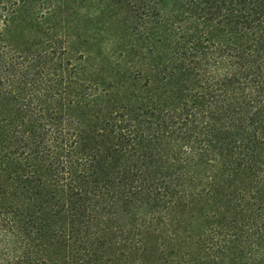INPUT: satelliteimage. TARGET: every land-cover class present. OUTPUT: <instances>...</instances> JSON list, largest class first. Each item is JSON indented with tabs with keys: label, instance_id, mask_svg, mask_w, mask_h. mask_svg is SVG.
I'll use <instances>...</instances> for the list:
<instances>
[{
	"label": "trees",
	"instance_id": "16d2710c",
	"mask_svg": "<svg viewBox=\"0 0 264 264\" xmlns=\"http://www.w3.org/2000/svg\"><path fill=\"white\" fill-rule=\"evenodd\" d=\"M0 264H264V0H0Z\"/></svg>",
	"mask_w": 264,
	"mask_h": 264
}]
</instances>
